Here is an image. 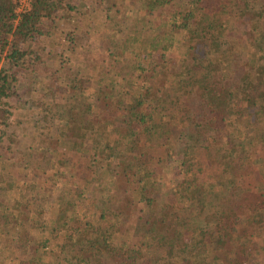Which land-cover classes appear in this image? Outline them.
<instances>
[{
    "label": "trees",
    "instance_id": "trees-1",
    "mask_svg": "<svg viewBox=\"0 0 264 264\" xmlns=\"http://www.w3.org/2000/svg\"><path fill=\"white\" fill-rule=\"evenodd\" d=\"M80 3L0 0V134L22 87L38 115L0 145V264H264V0Z\"/></svg>",
    "mask_w": 264,
    "mask_h": 264
},
{
    "label": "rangeland",
    "instance_id": "rangeland-1",
    "mask_svg": "<svg viewBox=\"0 0 264 264\" xmlns=\"http://www.w3.org/2000/svg\"><path fill=\"white\" fill-rule=\"evenodd\" d=\"M16 2L18 0H15ZM75 1V0H74ZM80 1L83 0H76V3H80ZM99 2L101 0H98ZM111 2V0H105V3H103L104 5L108 6V4ZM126 3H129V1H126ZM76 5V4H74ZM94 6V4H93ZM79 8L81 10H85L84 14L86 13L88 7L85 4L82 3ZM68 10V9H66ZM66 10H61L59 13V17H61V19H59L58 21H56V23L54 24H50V23H45L44 29L45 30H49L51 31L52 35L47 37H41L39 45H38V49L39 52L42 55H47L46 58V64L44 67H42V70L40 71V73L42 72H49L50 70H54L55 66L57 67V65L60 64V60H61V47L63 45V41H62V37L60 36V38L54 42V37L57 38L59 37V34L63 31H67L66 28H68L67 26V22L65 20H62L63 16H65V14H69L66 13ZM84 14H80L81 16L84 17ZM101 30V29H100ZM99 30V31H100ZM81 37H79L81 40H83V45H84V49L79 51V58L78 60H74V65H77L78 62H81L82 64L81 67L84 69L83 73L86 75L90 74L91 70H88L86 73V64H88L89 61L91 62H98L101 63L102 61V57H100L98 55L100 47L98 44V37L97 35H92V36H88L86 35V31L83 33V35H80ZM86 47L90 50L89 53L86 52ZM50 50H53L54 52L59 54V57H57V59H51L50 57L48 58V54L47 52H49ZM60 52V53H59ZM175 53L180 54L181 53V48H180V44L178 43L176 45L175 48ZM66 54L64 55L65 58ZM48 59V60H47ZM66 59V58H65ZM38 67H40V65L37 64V69ZM27 70V69H26ZM25 78L22 79V83H24L25 86L26 83L28 82V79L30 77V74L27 72L23 75ZM117 77L118 80L123 82L125 79L126 81H128L127 79H130L131 77H133V73L125 66V65H121L118 70H117ZM126 83V82H125ZM38 89L40 88V86H38ZM20 94H16L15 96L11 97L9 100V105H10V111H11V125L9 127V129L6 130V132H4L3 134H0L2 137V141L0 142V145L2 147V150L4 149L5 152V156L6 159L10 160V163L15 162L16 159L19 160V158L21 157V153H17L16 155H12V150L9 149L8 145H9V141L8 139H10L9 136L13 137V138H17L20 142H21V147L19 146V149L22 151L25 149L26 144L30 145V141H31V135H29L30 130L31 132L34 130L33 128V123L34 121H36L38 118L37 115V109H36V105H31V98L28 95V90L25 91V87H22V89L20 90ZM25 91V92H24ZM42 94V93H41ZM41 94H33L34 98H40ZM35 118H33V117ZM32 117V118H31ZM33 119V120H31ZM28 125V128H25ZM31 127L33 129H31ZM16 136V137H15ZM14 149V148H13ZM33 176V175H32ZM31 177L27 178V181H31L30 179H33ZM76 181H79V176L75 177Z\"/></svg>",
    "mask_w": 264,
    "mask_h": 264
},
{
    "label": "built area",
    "instance_id": "built-area-1",
    "mask_svg": "<svg viewBox=\"0 0 264 264\" xmlns=\"http://www.w3.org/2000/svg\"><path fill=\"white\" fill-rule=\"evenodd\" d=\"M30 2H31V0H18L16 2V4H17V12L18 13H23V12L27 11L30 8Z\"/></svg>",
    "mask_w": 264,
    "mask_h": 264
}]
</instances>
